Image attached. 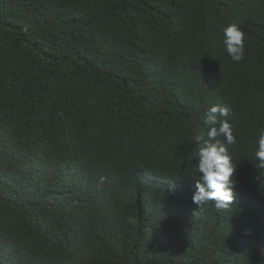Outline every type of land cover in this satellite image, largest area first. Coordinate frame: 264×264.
Listing matches in <instances>:
<instances>
[{
	"label": "trees",
	"instance_id": "1",
	"mask_svg": "<svg viewBox=\"0 0 264 264\" xmlns=\"http://www.w3.org/2000/svg\"><path fill=\"white\" fill-rule=\"evenodd\" d=\"M213 105L227 210L191 199ZM262 129L264 0H0V264H264Z\"/></svg>",
	"mask_w": 264,
	"mask_h": 264
},
{
	"label": "clouds",
	"instance_id": "2",
	"mask_svg": "<svg viewBox=\"0 0 264 264\" xmlns=\"http://www.w3.org/2000/svg\"><path fill=\"white\" fill-rule=\"evenodd\" d=\"M246 33L238 23H231L223 28V47L234 62H239L245 55ZM227 106L213 105L205 110L201 117L206 132L194 137L197 145L193 153L195 159V183L192 185V203L200 208L208 202L217 210H227L236 201L234 191L238 164L234 155V146L238 137L234 125L227 119ZM255 149L253 164L259 184H264V129L254 137Z\"/></svg>",
	"mask_w": 264,
	"mask_h": 264
}]
</instances>
